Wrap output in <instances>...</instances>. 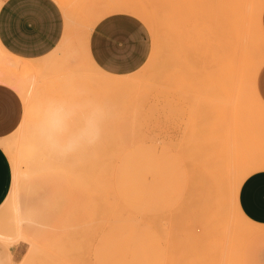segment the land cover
<instances>
[{"label":"rangeland","instance_id":"obj_1","mask_svg":"<svg viewBox=\"0 0 264 264\" xmlns=\"http://www.w3.org/2000/svg\"><path fill=\"white\" fill-rule=\"evenodd\" d=\"M54 1L64 17L54 49L26 59L0 45V80L24 103L19 126L0 139L10 166L0 202V264H7L3 247L11 264H119L121 248L127 260L130 215L146 211L159 212L170 236L163 264H264V224L237 203L241 180L264 168L257 99L264 102L255 88L264 62V0H163V11L162 0ZM130 2L151 5L161 31L128 11ZM110 12H127L146 30L148 58L133 73H108L89 56L90 29ZM159 146L167 185L164 176L160 184ZM31 239L38 249L28 254Z\"/></svg>","mask_w":264,"mask_h":264},{"label":"crops","instance_id":"obj_2","mask_svg":"<svg viewBox=\"0 0 264 264\" xmlns=\"http://www.w3.org/2000/svg\"><path fill=\"white\" fill-rule=\"evenodd\" d=\"M0 2V45L10 55L26 59L40 58L60 42L64 33V17L54 0ZM260 25L264 31V4L260 12ZM87 50L94 63L103 71L114 75L133 73L140 69L148 58L145 59L148 51L146 30L135 16L127 12L107 13L90 29ZM255 88L264 102V62L256 72ZM23 109L24 103L20 93L10 84L0 80V139L16 130L22 120ZM142 146L140 145L141 148ZM158 151L161 164V167L159 164L157 167L161 175L160 184L164 176V184L167 185L169 174H166L168 170L162 167L160 146ZM136 162L135 158H131L130 170L133 173L139 168ZM172 172L175 173V183L178 185L176 173H180V170L175 167ZM9 184V161L0 147V202L5 197ZM173 186L172 184L171 187ZM237 203L248 219L264 224V168L250 172L241 180L237 189ZM158 214V211L149 214L146 211L138 216L130 215L127 260L124 258V249L121 248L119 264H125V261L127 264H163L164 226ZM154 221L158 223L157 226ZM121 238L123 239L122 236ZM18 247L14 246L13 256L20 252ZM2 252L5 262L11 264L10 249L7 251L3 247Z\"/></svg>","mask_w":264,"mask_h":264},{"label":"bare ground","instance_id":"obj_3","mask_svg":"<svg viewBox=\"0 0 264 264\" xmlns=\"http://www.w3.org/2000/svg\"><path fill=\"white\" fill-rule=\"evenodd\" d=\"M147 1H148V0H147ZM150 1H151V0H150ZM150 1H148V2H150ZM153 1H154V0H153ZM224 1H225V0H224ZM224 1H223V2H224ZM228 1H230V0H228ZM238 1H239V0H238ZM140 2H141V1H140ZM156 2H157V1H156ZM156 2H155V3H156ZM160 2H161V1H160ZM160 2H159V1L157 2V3L159 4V7H158V5H157L156 7H158L160 10H162V7H163V5L165 4V1L162 0V2H161V3H160ZM170 2H171V1H170ZM173 2H175V1H173ZM176 2H177V1H176ZM231 3H232V2H231ZM149 4H150V3H149ZM151 4H154V3L152 2ZM162 4H163V5H162ZM155 5H156V4H155ZM218 5H219V4H218ZM234 5H235V4H234ZM153 6H154V5H153ZM150 7H151V5H150ZM150 7H148V6H144V5H142V4H140V3H137V2H135V3H131V2H130V7L127 6L128 11L130 10L131 13L140 16V17L142 18V20L146 23V25H148L149 28L154 29V30L156 31V30H157L156 27L159 26V23H160V25H161V22H159V20H161L162 17L159 18V17H160V16H159V17H158L159 19H158L156 16H154V14H152V13L149 11V10L153 11V10H152L153 7H151V8H150ZM154 7H155V6H154ZM177 8H178V7H177ZM118 10H119V11H124V10H125V9H124V5H121L120 7H118ZM187 10H188V9H187ZM203 10H204V9H203ZM158 11H159V10H158ZM162 11H163V10H162ZM155 12H156V11H155ZM169 12H170V11H169ZM169 12H168V13H169ZM220 12H221V11H220ZM232 12H233V11H232ZM157 13H159V12H157ZM193 13H194V12H193ZM202 13H203V12H202ZM226 13H227V12H226ZM159 14H161V13H159ZM237 14H238V13H237ZM169 15H171V14H169ZM199 15H200V14H199ZM243 15H244V14H243ZM235 16H236V15H235ZM231 17H232V16H231ZM168 19H169V18H168ZM168 19H167V20H168ZM241 19H242V18H241ZM191 21H192V20H191ZM168 22H169V21H168ZM170 22H171V21H170ZM182 22H183V21H182ZM222 22H223V21H222ZM226 22H227V21H226ZM226 22H225V23H226ZM175 23H176V22H175ZM179 23H181V22H179ZM223 24H224V23H223ZM221 25H222V24H221ZM232 25H233V24H232ZM160 27H161V26H159V29H160ZM200 27H201V26H200ZM155 28H156V29H155ZM181 28H182V27H181ZM185 29H186V28H185ZM204 29H205V28H204ZM204 29H202V30H204ZM224 29H229V28H225V27H224ZM176 30H177V28H176ZM232 30H233V29H232ZM240 30H241V29H240ZM240 30H239V31H240ZM160 31H161V29H160ZM179 31H180V30H179ZM179 31H178V32H179ZM156 32H157V31H156ZM165 32H166V31H165ZM155 34H156V33H155ZM157 34H158V33H157ZM169 34H170V33H169ZM200 34H201V33H200ZM160 35H161V32H160ZM160 35H159V36H160ZM165 35H166V34H165ZM177 35H178V34H177ZM185 35H186V34H185ZM206 35H208V34H206ZM156 36H158V35H156ZM222 36H223V35H222ZM164 37H165V36H164ZM167 37H168V39H169V36H167ZM174 37H175V35H174ZM209 37H210V36H209ZM220 37H221V36H220ZM244 37H245V36H244ZM161 38H162V37H161ZM175 38H176V37H175ZM201 38H203V37H201ZM157 39H158V38L156 37V40H157ZM164 39H165V38H164ZM168 39H167V40H168ZM218 39H219L218 41L222 40V39H220V38H218ZM156 40H155V41H156ZM160 40H161V39L159 38V39H158V42H157L156 44H154V49H156V50L159 49V51L161 50V41H160ZM176 40H177V39H176ZM168 42H169V41H168ZM162 43H163V42H162ZM182 44H183V43H182ZM170 45H171V44H170ZM221 45H222V44H221ZM221 45H220V46H221ZM238 45H239V44H238ZM238 45H237V47H238ZM240 45H241V44H240ZM253 45H254V44H253ZM199 46H200V45H199ZM223 46H224V45H223ZM228 46H229V45H228ZM232 46H233V45H232ZM232 46H231V47H232ZM234 46H235V45H234ZM245 46H246V44H245ZM218 47H219V46H218ZM237 47H236V48H237ZM236 48H235V49H236ZM240 48H241V47H240ZM246 48H247V47H246ZM226 49H227V48H226ZM228 49H229V47H228ZM238 49H239V47H238ZM224 50H225V49H224ZM243 50H244V49H243ZM163 51H164V50H163ZM225 51H226V50H225ZM227 51L229 52L230 50H227ZM236 51H237V50H236ZM236 51H234V52H236ZM245 51H246V50H245ZM164 52H165V51H164ZM218 52H219V51H218ZM222 52H223V51H222ZM231 52H232V50H231ZM234 52H232V54H233ZM237 52H238V51H237ZM242 52H243V51H242ZM169 53H170V52H169ZM239 53H240V52H239ZM245 53H246V52H245ZM224 54H225V53H224ZM229 54H230V52H229ZM236 54H237V53H235V55H236ZM166 55H167V54H166ZM222 55H223V54H222ZM226 55H227V54H226ZM226 55H225V57H227ZM238 55H239V54H238ZM240 56H241V55H240ZM242 56H243V55H242ZM222 57H223V56H222ZM225 57H224V59H225ZM232 57H233V56H232ZM262 57H263V56H262ZM262 57H261V58H262ZM243 58H244V57H243ZM259 58H260V57L256 58L255 61L258 60ZM162 59H163V58L160 57V52H159V56L156 58V61H157V60H162ZM220 59H221V57H220ZM244 59H246V58H244ZM263 59H264V58H263ZM228 60H229V59H228ZM250 60H251V59H250ZM250 60H249V61H250ZM261 60H262V59H259V60L257 61V63H258V62H261ZM224 61H225V60H224ZM242 61H243V60H242ZM245 61H246V60H245ZM252 61H253V60H252ZM252 61H251V62H252ZM262 61H263V60H262ZM235 62H236V61H235ZM165 63H166V62H165ZM221 63H222V62H221ZM228 63H229V62H228ZM224 64H226V63H223V64H221V65H224ZM239 64H240V63H239ZM258 64H259V63H258ZM169 65H170V64H169ZM234 65H235V64H234ZM236 65H238V63H237ZM241 65H242V64H241ZM3 66H4V65H3ZM218 66H219V65H218ZM224 66H225V65H224ZM230 66H231V64H230ZM230 66H229V67H230ZM239 66H240V65H239ZM5 67H6V66H5ZM8 67H9V66H8ZM166 67H167V65H166ZM219 67H220V66H219ZM234 67L237 68L236 66H233V68H231V69H234ZM258 67H259V66H258ZM247 68H248V67H247ZM226 69H227V68H226ZM169 70H170V68H169ZM219 70H221V69H218V71H219ZM229 70H230V69H229ZM235 70H236V69H235ZM238 70H240V69H238ZM222 71H224V70L222 69ZM22 72H23V70H22ZM25 72H26V71H25ZM166 72H167V71H166ZM234 73H235V72H234ZM228 74H229V73H228ZM224 75L226 76V73H225ZM230 75H232V74H230ZM216 76H217V75H216ZM235 76H236V74H235ZM219 77H220V76H219ZM233 77H234V75H233ZM232 79H233V78H232ZM216 80H217V78H216ZM220 80H221V78H220ZM222 80H224V79H222ZM225 80H226V79H225ZM228 80H230V79L228 78ZM234 80H235V77H234ZM221 82H222V81H221ZM224 82H225V81H224ZM228 82H229V81H228ZM231 82H232V81H231ZM221 85H222V84H221ZM225 85H226V84H225ZM229 85H230V83H229ZM222 86H223V85H222ZM223 87H224V86H223ZM227 87H228V86H227ZM227 87H226V88H227ZM154 89H157V87H155ZM257 103H258L259 105L263 106L262 109L264 110V105L262 104V102H261L259 99H257ZM250 105H251V104H250ZM242 106H243V105H242ZM245 106H246V105H245ZM247 106H249V105H247ZM247 106H246V107H247ZM25 108H28V104L25 105ZM251 108H253V107H251ZM243 109H244V108H243ZM248 109H249V108H248ZM27 111H28V110H26L25 112H27ZM239 111H240V110H239ZM243 111H245V109H244ZM248 111H249V110H248ZM237 112H238V111H237ZM249 112L251 113V111H249ZM256 112H257V111H256ZM245 113H246V112H245ZM254 115H255V114H254ZM256 115H257V114H256ZM261 115H262V114H261ZM244 116H245V115H244ZM262 116H263V115H262ZM22 118H23V117H22ZM249 118H250V117H249ZM257 118H259V116H256V119H257ZM263 118H264V117H263ZM216 119H217V118H216ZM256 119H255V120H256ZM261 119H262V118H261ZM261 119L259 118L260 121H261ZM249 120H250V119H249ZM259 120H258V121H259ZM222 121H223V120H222ZM218 122H219V121H218ZM216 123H217V122H216ZM221 123H222V122H221ZM260 123H261V122H260ZM260 123H259V124H260ZM263 124H264V122H263ZM245 125H246V124H245ZM245 125H244V126H245ZM251 125H253V124H251ZM217 126H218V125H216V127H217ZM224 126H225V124H224ZM255 126H256V125H255ZM235 127H236V126H235ZM251 127H252V126H250V128H248V129H252V128H253V127H252V128H251ZM213 128H214V127H213ZM217 128H219V127H217ZM207 129H208V128H207ZM241 129H242V127H241ZM253 129H254V128H253ZM243 130H244V129H243ZM211 131H213V129H212ZM211 131H210V132H211ZM215 131H218V130H215ZM239 131H241V130L239 129ZM251 131H252V130H251ZM254 131H255V130H254ZM254 131H253V132H254ZM246 132H247V130H246ZM249 132H250V130H249ZM113 134H114V133H113ZM250 134H251V133H250ZM249 136H250V135H248V138H249ZM211 137H212V136H211ZM244 138H245V137H244ZM245 139H246V138H245ZM110 140H111V138H110ZM211 140H212V139H211ZM249 140L251 141L252 139H249ZM166 141H167V140H166ZM245 142H246V141H245ZM203 143H204V142H203ZM244 144H245V143H244ZM246 144H247V143H246ZM112 145H113V144H112ZM167 145H168V144H167ZM169 145H170V144H169ZM247 146H248V145H247ZM170 147H171V145H170ZM175 147H176V145L174 146V148H175ZM184 147H185V146H184ZM245 147H246V146H245ZM174 148H173V149H174ZM185 148H187V147H185ZM182 149H184V148H182ZM182 149H181V150H182ZM242 149H243V147H242ZM175 150L177 151V148H175ZM184 150H185V149H184ZM182 151H183V150H182ZM182 151H181V152H182ZM242 151H243V150H242ZM177 152H178V151H177ZM178 153H180V152H178ZM184 153L187 154V150L184 151ZM188 153H189L188 155H190L192 152H188ZM200 153H201V152H200ZM242 153H243V152H242ZM248 153H249V152H248ZM182 154H183V153H180V155H182ZM188 155H187V156H188ZM187 156L185 157V154H184L183 157L188 158L189 156H188V157H187ZM241 156H242V155H241ZM39 157H41V154H40V153H39ZM39 157H38V159L40 160L41 158H39ZM199 157H200V156H199ZM188 159H190V158H188ZM188 159H187V160H188ZM193 159H194V158H193ZM247 160H248V159H247ZM190 161H191V160H190ZM39 162H41V161H38V163H39ZM36 166H37V165H36ZM38 169H40V168H38ZM37 171H38V170H37ZM40 173H41V172H40ZM188 184H189V182H188ZM189 186H190V185H189ZM189 186H188V187H189ZM187 190H188V189H187ZM187 190H186V191H187ZM110 211H111V210H110ZM13 222H14V221H13ZM18 222H19V221H18ZM153 223H154L156 226L158 225V223H157L156 221H154ZM17 224H18V223H17ZM17 224H16V225H17ZM19 224H20V223H19ZM12 226H13V225H12ZM165 238H167L166 240H167V243H168L169 240H170V236H167V235L164 234V235H163V239L165 240ZM31 240H32V239H31ZM29 241H30V240H28V242H29ZM35 242H36V241H35ZM37 245H38V242L34 243L33 240L30 241V247H29V250L27 251V253H28V254H33L34 250L38 247ZM28 246H29V245H28ZM37 249H38V248H37ZM40 249H41V248H40ZM40 249H39V250H40ZM37 252H38V251H37ZM40 252H41V251H40ZM37 254H38V253H37Z\"/></svg>","mask_w":264,"mask_h":264}]
</instances>
